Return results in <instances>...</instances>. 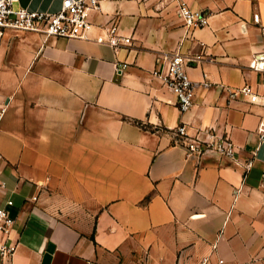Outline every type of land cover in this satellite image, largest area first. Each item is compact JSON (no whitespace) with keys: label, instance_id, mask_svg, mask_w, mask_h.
Returning a JSON list of instances; mask_svg holds the SVG:
<instances>
[{"label":"crops","instance_id":"crops-1","mask_svg":"<svg viewBox=\"0 0 264 264\" xmlns=\"http://www.w3.org/2000/svg\"><path fill=\"white\" fill-rule=\"evenodd\" d=\"M182 2L208 24L187 28ZM89 22L87 38L0 34V207L17 245L0 264H264V105L229 91L264 94V0H101ZM176 52L196 83L187 112L162 78ZM182 124L235 158L190 152Z\"/></svg>","mask_w":264,"mask_h":264},{"label":"built area","instance_id":"built-area-1","mask_svg":"<svg viewBox=\"0 0 264 264\" xmlns=\"http://www.w3.org/2000/svg\"><path fill=\"white\" fill-rule=\"evenodd\" d=\"M19 0H0V34L8 29L18 31L38 32L46 37L65 38H87L90 12L100 7L101 0H63L61 9L57 12H40L30 10L23 6H16ZM180 15L187 28H196L208 24V16L202 10H194L187 3L182 2ZM109 43L118 45V38L113 36ZM191 58L176 52L167 58V72L162 75L164 84L168 90L177 97V102L182 112L191 109L194 103L196 83L191 79L187 66ZM128 67V63L116 64V70L122 73ZM252 67L264 74V55H257ZM161 76V75H160ZM209 84L208 82H204ZM231 96L238 93L247 97L252 103L264 105V94L254 91L252 86L245 85L236 91L229 90ZM1 116V112H0ZM261 140L264 141V117L259 126ZM176 141L183 143L190 152L203 153L208 150H216L222 155L235 158L236 144L227 138L213 143L201 142L188 134L185 124L175 129ZM252 166V161L245 164L246 170ZM13 201H8L12 205ZM16 220L11 216L7 208L0 207V255L4 259H11L17 245L10 239V231ZM87 264H95L90 261ZM201 264H233L228 261H218L212 263L209 257H204Z\"/></svg>","mask_w":264,"mask_h":264}]
</instances>
